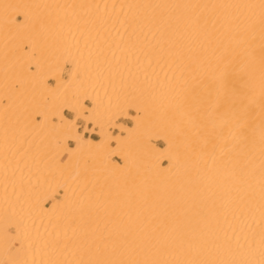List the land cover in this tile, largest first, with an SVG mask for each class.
Instances as JSON below:
<instances>
[{
  "label": "bare ground",
  "instance_id": "6f19581e",
  "mask_svg": "<svg viewBox=\"0 0 264 264\" xmlns=\"http://www.w3.org/2000/svg\"><path fill=\"white\" fill-rule=\"evenodd\" d=\"M0 264H264V0H0Z\"/></svg>",
  "mask_w": 264,
  "mask_h": 264
},
{
  "label": "rangeland",
  "instance_id": "374dc122",
  "mask_svg": "<svg viewBox=\"0 0 264 264\" xmlns=\"http://www.w3.org/2000/svg\"><path fill=\"white\" fill-rule=\"evenodd\" d=\"M26 50H28L27 48H26ZM65 77H66V75H65V73L63 74V78L65 79ZM49 84L50 85H52L53 84V82L51 81V82H49ZM86 105L87 106H89V104L88 103H86ZM63 113H64V115L66 116V117H68V118H72V115L71 114H69L68 112H66V111H63ZM129 113H132L131 111H129ZM39 121V120H38ZM115 123L116 124H118V123H122V124H125V125H128V126H130L131 125V123L130 122H128V121H125V120H122V119H118V120H116L115 121ZM78 125H79V127L81 126V128L83 127V123L82 122H78ZM81 128H79V132H81ZM111 132H113V134H115L116 133V131H113V130H111ZM86 136H89V135H86ZM91 138H93V139H96L97 137L95 136V135H92V136H90ZM157 146H159V147H163V144L162 143H160V142H156L155 143ZM69 145L70 146H72V144L71 143H69ZM114 159V161H117V162H119V160H117V158H113ZM165 164V163H164ZM85 194H82L81 195V197H80V199H78L79 201H82L83 200V196H84ZM54 201H56L57 203H59V200H58V198H56V197H54V199H53ZM81 203V202H80ZM12 250H14L13 248H12Z\"/></svg>",
  "mask_w": 264,
  "mask_h": 264
},
{
  "label": "crops",
  "instance_id": "0c3cea01",
  "mask_svg": "<svg viewBox=\"0 0 264 264\" xmlns=\"http://www.w3.org/2000/svg\"><path fill=\"white\" fill-rule=\"evenodd\" d=\"M80 128H81V126H80Z\"/></svg>",
  "mask_w": 264,
  "mask_h": 264
}]
</instances>
